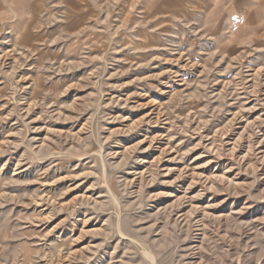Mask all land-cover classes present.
<instances>
[{"label":"rangeland","instance_id":"1","mask_svg":"<svg viewBox=\"0 0 264 264\" xmlns=\"http://www.w3.org/2000/svg\"><path fill=\"white\" fill-rule=\"evenodd\" d=\"M0 24V264L264 259V0H0Z\"/></svg>","mask_w":264,"mask_h":264},{"label":"bare ground","instance_id":"2","mask_svg":"<svg viewBox=\"0 0 264 264\" xmlns=\"http://www.w3.org/2000/svg\"><path fill=\"white\" fill-rule=\"evenodd\" d=\"M241 263H242V261H241V259H239L238 264H241ZM257 264H264V259L259 260Z\"/></svg>","mask_w":264,"mask_h":264},{"label":"crops","instance_id":"3","mask_svg":"<svg viewBox=\"0 0 264 264\" xmlns=\"http://www.w3.org/2000/svg\"><path fill=\"white\" fill-rule=\"evenodd\" d=\"M1 25V24H0ZM8 25H10V24H8V23H6L4 26H3V28L6 26V28H10V26H8ZM16 27H20V25L18 24Z\"/></svg>","mask_w":264,"mask_h":264}]
</instances>
